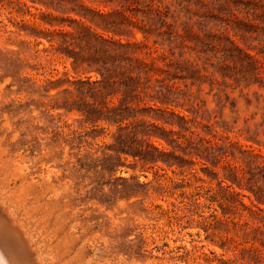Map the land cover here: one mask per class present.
I'll return each mask as SVG.
<instances>
[{
    "label": "clouds",
    "instance_id": "obj_1",
    "mask_svg": "<svg viewBox=\"0 0 264 264\" xmlns=\"http://www.w3.org/2000/svg\"><path fill=\"white\" fill-rule=\"evenodd\" d=\"M101 2L51 0L66 34H4L0 204L38 264H264V0Z\"/></svg>",
    "mask_w": 264,
    "mask_h": 264
},
{
    "label": "rangeland",
    "instance_id": "obj_2",
    "mask_svg": "<svg viewBox=\"0 0 264 264\" xmlns=\"http://www.w3.org/2000/svg\"><path fill=\"white\" fill-rule=\"evenodd\" d=\"M50 2L51 0H0V57L4 56L3 44L5 39L4 34L6 32L9 31L19 32L22 34H27L29 37L40 36V33L44 31L43 26L47 24L49 20H53V21H60L58 31L60 33L66 34L64 30L68 27L66 23L68 20H72L73 22L80 21V18L74 16H55L54 9L50 7H46V5H49ZM89 10L96 12L99 15H106V5L102 3L101 0H90ZM85 27H88L90 32H94L97 36H100L102 39L108 38V34L104 33L102 35L101 31L96 30L94 26H90L85 23ZM40 39H43V37L40 36ZM44 44L47 45L48 41L44 40ZM37 48L39 49V53L41 54V56L47 55L45 49L41 48L39 44H37ZM57 49L59 50L54 49V52L57 56L63 57L68 55L69 50L60 49L59 45H57ZM34 67L35 66L33 65V68ZM56 70L62 71L63 69L60 68L59 65H57ZM173 79H176V77L173 76ZM81 82L83 83V81ZM18 83L21 86L27 84V78L20 79ZM9 107H10L9 105H5L4 110L7 111ZM80 108H83L86 112L89 113H91L92 111L86 105H81ZM171 115L177 117L178 124L179 122L184 121V117L182 115H178L176 113H171ZM161 132L169 136L172 134V130L168 128L161 129ZM176 139H179V137H176ZM157 151L160 150L157 149ZM253 151L255 152V146L253 148ZM122 154L127 155L126 152H122ZM161 155L163 158L166 159L174 158L175 160L179 161L182 165L199 166V171L202 176L207 177L209 173H212V175H216V173L213 171L214 166L212 165L200 166L202 162L198 161L196 157H192L191 159H189L187 156L183 154H178V153L169 154L167 152H163L161 153ZM256 155L258 156L259 154L256 153ZM161 162H163V160H161ZM122 163L123 162H120L121 166ZM106 167L110 169L111 165H106ZM257 167L259 168V164L257 165ZM118 179L123 181V177H118ZM224 198L232 201L233 203L238 202L242 206V209L244 210H249V211L254 210L251 207L252 201H256V205L259 206V201L256 200V196L247 187L234 186L230 192L226 193ZM216 207L219 210V215L228 214L225 208L223 207V205L217 204ZM13 216L15 217L14 214ZM15 219L18 220L16 217ZM21 224L23 228H25L23 223ZM200 231L201 233H203L204 229L201 228ZM193 234L194 233H192L191 231L186 233V235L189 237H191Z\"/></svg>",
    "mask_w": 264,
    "mask_h": 264
},
{
    "label": "bare ground",
    "instance_id": "obj_3",
    "mask_svg": "<svg viewBox=\"0 0 264 264\" xmlns=\"http://www.w3.org/2000/svg\"><path fill=\"white\" fill-rule=\"evenodd\" d=\"M8 236L24 242L27 245L28 253L31 254V264H38L37 253L27 231L13 214L3 204H0V264H29L28 260L19 259L20 256L16 253L10 240L7 239Z\"/></svg>",
    "mask_w": 264,
    "mask_h": 264
},
{
    "label": "water",
    "instance_id": "obj_4",
    "mask_svg": "<svg viewBox=\"0 0 264 264\" xmlns=\"http://www.w3.org/2000/svg\"><path fill=\"white\" fill-rule=\"evenodd\" d=\"M10 236V235H9ZM7 237V239H9L10 240V242H11V244L13 245V247H14V249H15V251H16V253H18L19 254V256H20V260H22V259H25L26 261L28 260V263L29 264H31L32 263V259H31V254L30 253H28V249H27V245L24 243V242H20V240H17V239H15V238H11V237ZM24 260V261H25ZM23 262V261H22Z\"/></svg>",
    "mask_w": 264,
    "mask_h": 264
}]
</instances>
